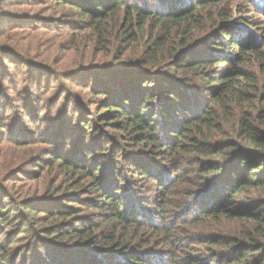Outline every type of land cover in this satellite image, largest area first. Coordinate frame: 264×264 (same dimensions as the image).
<instances>
[{"label":"trees","instance_id":"1","mask_svg":"<svg viewBox=\"0 0 264 264\" xmlns=\"http://www.w3.org/2000/svg\"><path fill=\"white\" fill-rule=\"evenodd\" d=\"M46 1L76 18L71 49L97 42L86 44L96 54L71 56L104 61L111 52L112 64L98 67L122 79L97 86L94 120L71 119L78 145L70 132L14 142L24 160L45 143L49 161L31 158L23 168L38 166L34 175L2 164L0 177L35 180L50 165L62 187L80 193L51 210L37 206L49 203L40 197L51 188L16 198L0 184V226L54 221L65 230L57 238L75 239L77 256L49 264H264V0ZM110 127L138 132L135 145L153 148L107 154ZM92 202L108 224L78 214Z\"/></svg>","mask_w":264,"mask_h":264},{"label":"rangeland","instance_id":"2","mask_svg":"<svg viewBox=\"0 0 264 264\" xmlns=\"http://www.w3.org/2000/svg\"><path fill=\"white\" fill-rule=\"evenodd\" d=\"M232 2L240 4L243 0H232ZM260 2L258 4L264 8ZM69 12L46 0H5L1 5L0 142L6 143H0V167L2 164L12 166L17 163L19 169L15 170H22L26 175H34L30 170L38 166L29 164L23 168L31 158L38 160L39 156L44 155L45 162L49 161L50 156L46 154L45 143L37 144L32 155L24 160L18 155L14 157V152L17 150L14 142L35 141L43 136L51 138L57 134L70 132L68 142L72 146L78 145L81 140L80 135L77 134L80 133L77 132L76 135L73 133L80 128L77 129L75 124L71 123V119L80 122L84 116L86 120H94L99 111V99L103 97L102 94L97 93L101 91L97 86L110 80L114 81L106 85L115 86L117 81L122 79V73L116 74L112 69L98 67L102 63L112 64L109 58L111 52L104 55V61L92 62L82 56H71V54H96L94 51H89L86 44L93 46L97 42L91 39L78 44L80 46L76 50L71 49L70 39L73 33L70 24L76 18ZM260 33H257L258 36ZM84 35L85 33L82 34ZM103 131L104 125L101 124L96 129L97 135L91 133V136L103 137ZM105 131L104 137L107 139L103 140H109L104 143L106 151L109 150L107 154L121 145H124L130 154L132 152L145 154L153 148L152 146L141 148V145H135V140L143 136L138 132L132 137L112 127L106 128ZM87 139V142H91L90 136H87ZM108 159L105 158L106 163ZM50 167L46 165L40 168L42 176L38 179L22 180L21 174L15 173L19 178L14 183L6 179L5 175L4 178L0 177V184L14 192L16 198L27 194H38L40 197L51 188L49 197H40L49 200V203L37 206H47L53 210L54 207L58 208L66 204L67 201L62 199L64 196H73L79 191L68 186L62 187L59 171L56 167L52 169ZM82 197L87 198L86 195ZM88 197L95 198V195L90 194ZM154 198L155 194L149 195V202ZM72 204L77 206L76 203ZM94 205L92 202L91 207H85L78 214L87 222L94 220L102 225L108 224L110 216L99 215ZM149 206L153 205L149 204ZM53 222L41 220L36 223V227L14 222H11L7 229L3 225L0 226V264L8 262L49 264L52 260L59 263L66 256L70 259L76 258L77 253H72L74 250L69 249L76 246L75 239L57 238L56 236L63 234L65 230ZM129 233L125 231L123 236ZM61 244L68 248L62 247ZM183 255H180V258Z\"/></svg>","mask_w":264,"mask_h":264}]
</instances>
